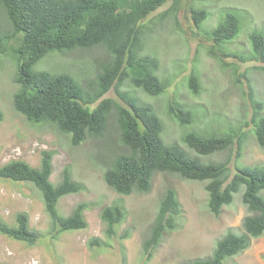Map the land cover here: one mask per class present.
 Returning <instances> with one entry per match:
<instances>
[{"label": "trees", "instance_id": "16d2710c", "mask_svg": "<svg viewBox=\"0 0 264 264\" xmlns=\"http://www.w3.org/2000/svg\"><path fill=\"white\" fill-rule=\"evenodd\" d=\"M180 2L174 1L172 8L160 16L161 22L169 16L175 20L173 10ZM165 3L166 0H0V12L6 19L4 23L0 21V57L9 56L16 62L13 81L18 89L12 99L14 110L30 123L53 126L69 138L73 147L88 139L98 145L102 143L94 158L103 167L105 184L116 194H147L158 174H176L186 180L206 181L208 209L219 216L223 207L233 203L234 195L241 193L248 214L242 219L240 232L227 230L217 239L210 255L184 263L225 264L264 234V196L261 195L264 167L236 165L248 137L243 133L244 127H250L256 143L264 149L263 104L254 100L250 91L254 110L248 122L208 135L197 131L186 133L185 146L195 155L177 144L164 142L163 123L153 107L125 92L123 84L129 82L133 88L151 96L170 88L171 81L157 77L158 59L145 54L144 40L149 37L146 34L151 26L158 24L148 20L149 16ZM191 13L196 26L208 17L204 9H192ZM239 31L238 14L228 12L207 33L212 42L210 55L216 61L223 64V57L232 55L221 46L234 39ZM249 40L251 54L241 60L264 64V32H252ZM56 53L67 54L74 66L76 62L88 65V75L83 68L75 66L79 71L75 76L83 84L69 74L73 70H62V66L55 73L33 69L39 60ZM187 85L194 93H200L197 74L189 75ZM110 91L115 92L117 100L105 97ZM167 114L180 125L193 121L192 113L176 100L168 102ZM2 119L0 111V122ZM219 153L225 157L207 162L200 159ZM53 156L54 151L41 152L37 168L21 160L8 162L0 166V178L30 182L41 191L44 210L51 220L50 236L55 239L65 231L85 229L88 223L84 216L85 203L77 204L66 217L58 214V201L82 191L83 185L73 179L69 167L61 171L59 181L53 184L50 181ZM115 202L103 207L99 214L105 225V240L93 238L88 241V248L108 249L106 238L116 237V228L124 220L126 210L122 203ZM181 212L176 190L166 187L142 241L144 263L151 260L164 234L177 228ZM0 234L29 245L35 244L40 236L38 231L30 229L25 212L17 213L15 226L0 217ZM127 237L128 232H124L120 239Z\"/></svg>", "mask_w": 264, "mask_h": 264}, {"label": "rangeland", "instance_id": "374dc122", "mask_svg": "<svg viewBox=\"0 0 264 264\" xmlns=\"http://www.w3.org/2000/svg\"><path fill=\"white\" fill-rule=\"evenodd\" d=\"M174 1L166 0L149 16L148 20L160 25H150L146 34L149 37L144 39L145 54L158 59L157 77L171 81L170 88L158 96L147 95L133 88L129 82H125L123 88L131 96L136 95L140 102L153 107L163 123L162 139L166 144H177L195 155L185 146L184 135L193 131L208 135L248 122L254 110L250 91L252 98L263 104L264 115V64L241 60L251 54L250 34L264 32V0H181L173 10L177 23L170 16L161 22L160 16L172 8ZM192 9H204L208 14L199 26L194 24ZM228 12L238 14L240 31L234 39L221 46L232 54L223 57L224 63L221 64L210 55L212 42L207 33L216 28ZM0 21L6 22L2 12ZM71 61L67 54H48L33 69L55 73L60 72L58 68L62 66V70H73V74H69L83 84L75 76L79 74L75 66L83 68L88 75V65L76 62L74 66ZM192 73L200 79L199 94L187 85ZM15 75V59L0 57V111L3 115L0 122V166L14 159L15 149L20 150L18 160L35 168L40 166L41 152L54 151L50 181L57 183L61 171L69 167L73 179L83 185L82 191L58 201V214L66 217L77 204L85 203L84 216L88 225L85 229L65 231L52 238L51 220L44 210L41 191L30 182L0 178V217L15 226L17 213L25 212L29 217V227L40 233L33 245L0 234V264H184L210 255L217 239L227 230L240 232L242 219L248 214L241 202V193L234 195L233 203L223 207L219 216H214L207 206L206 181L186 180L176 174H158L147 194H116L105 184L103 167L94 158L102 143L98 145L88 139L73 147L69 138L59 134L53 126L43 122L30 123L14 110L12 99L18 89L13 81ZM105 97L117 100L114 91ZM170 100H176L190 111L193 121L185 125L173 121L167 114ZM249 131L250 127L243 128L248 137L236 165L264 167V149L258 146ZM223 157L225 154L219 153L211 157L200 156V159L207 162ZM166 187L176 190L182 212L177 228L164 234L151 260L144 263L142 241L148 234ZM263 193L261 195L264 196ZM113 202L122 203L126 210L124 220L116 228V237L106 238L110 245L108 249L103 246L88 248L87 243L93 238L105 240V225L99 214L103 207ZM124 232H128V237L121 240ZM225 264H264V234L252 240L246 251L226 260Z\"/></svg>", "mask_w": 264, "mask_h": 264}, {"label": "clouds", "instance_id": "9594fccd", "mask_svg": "<svg viewBox=\"0 0 264 264\" xmlns=\"http://www.w3.org/2000/svg\"><path fill=\"white\" fill-rule=\"evenodd\" d=\"M20 151V150H19ZM19 155H17V156H15L14 157V159L13 160H11V161H20V160H18L17 159V157H18ZM11 161H9V162H11ZM8 163V162H7ZM6 164V163H5ZM4 165V164H3ZM2 166V165H1ZM39 167V166H38ZM51 178V177H50ZM54 184V183H53ZM56 184V183H55ZM70 195V194H69ZM64 197V196H63ZM5 220V219H4ZM8 223V222H7ZM9 224V223H8ZM10 225V224H9ZM31 229V228H30ZM127 239V238H126ZM123 240H125V239H123ZM216 243V242H215ZM31 264H37V262H32Z\"/></svg>", "mask_w": 264, "mask_h": 264}, {"label": "built area", "instance_id": "2783aa9c", "mask_svg": "<svg viewBox=\"0 0 264 264\" xmlns=\"http://www.w3.org/2000/svg\"><path fill=\"white\" fill-rule=\"evenodd\" d=\"M14 152H15V156H17V155H19V154H20V152H19V150H18V149H15V150H14ZM15 156H14V157H15Z\"/></svg>", "mask_w": 264, "mask_h": 264}]
</instances>
